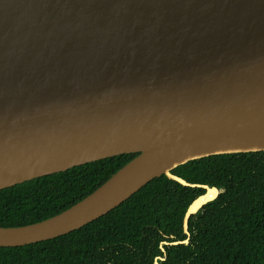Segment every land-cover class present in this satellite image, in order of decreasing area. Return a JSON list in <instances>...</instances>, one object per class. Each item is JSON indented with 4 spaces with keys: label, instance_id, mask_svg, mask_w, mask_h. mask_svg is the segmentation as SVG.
I'll use <instances>...</instances> for the list:
<instances>
[{
    "label": "water",
    "instance_id": "obj_1",
    "mask_svg": "<svg viewBox=\"0 0 264 264\" xmlns=\"http://www.w3.org/2000/svg\"><path fill=\"white\" fill-rule=\"evenodd\" d=\"M259 152L264 0H0V191L136 155L58 215L0 227V248L77 231L162 176L205 190L189 236L219 190L171 172Z\"/></svg>",
    "mask_w": 264,
    "mask_h": 264
},
{
    "label": "trees",
    "instance_id": "obj_2",
    "mask_svg": "<svg viewBox=\"0 0 264 264\" xmlns=\"http://www.w3.org/2000/svg\"><path fill=\"white\" fill-rule=\"evenodd\" d=\"M134 157H113L0 191V227L27 226L58 215ZM171 173L219 190L190 218L189 236L183 232L185 213L205 190L162 176L77 231L0 248V264H264V152L213 156ZM186 239L187 244L169 245Z\"/></svg>",
    "mask_w": 264,
    "mask_h": 264
},
{
    "label": "bare ground",
    "instance_id": "obj_3",
    "mask_svg": "<svg viewBox=\"0 0 264 264\" xmlns=\"http://www.w3.org/2000/svg\"><path fill=\"white\" fill-rule=\"evenodd\" d=\"M209 196H210V197H213L214 195H213V196H211V193L209 192Z\"/></svg>",
    "mask_w": 264,
    "mask_h": 264
}]
</instances>
